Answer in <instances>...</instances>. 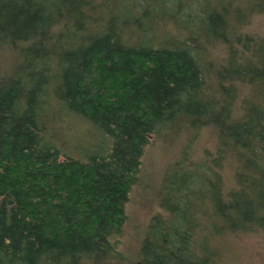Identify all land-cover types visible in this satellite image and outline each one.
Listing matches in <instances>:
<instances>
[{"label":"trees","instance_id":"1","mask_svg":"<svg viewBox=\"0 0 264 264\" xmlns=\"http://www.w3.org/2000/svg\"><path fill=\"white\" fill-rule=\"evenodd\" d=\"M253 17L264 0H0V52L22 59L0 75V264H219L222 236L264 233ZM212 47L217 62L203 59ZM63 120L93 131L73 156L53 135ZM205 134L210 146L193 151ZM178 136L158 212L123 254L144 148Z\"/></svg>","mask_w":264,"mask_h":264},{"label":"rangeland","instance_id":"2","mask_svg":"<svg viewBox=\"0 0 264 264\" xmlns=\"http://www.w3.org/2000/svg\"><path fill=\"white\" fill-rule=\"evenodd\" d=\"M161 26V25H160ZM166 35L171 36L172 32L168 27H162ZM247 31L252 33L264 32V19L261 17H253L248 22ZM154 36L160 37L159 30L154 31ZM167 36V37H168ZM203 55L205 61L213 60L217 62L223 57L220 47L208 48ZM203 60V61H204ZM22 59L18 53L0 52V75L8 74L7 71L17 67ZM247 92L241 91L242 94ZM251 92V91H250ZM247 95L252 97L249 92ZM57 130L53 135L57 136V145L63 148L67 154L73 156L75 152L80 153V147H86L91 143L93 131L84 123L77 121L63 120L61 127L55 126ZM95 139L92 141L94 147L97 146ZM193 147V151L200 147H208L211 144V134L200 135ZM72 148L73 151H67ZM84 145V146H82ZM164 144L152 137L144 148L143 155L138 166V178L136 184L131 188L128 196V202L125 204V225L123 235L119 239L121 247L123 246V254L133 255L136 253L139 241L147 226L149 219L158 212L157 199L154 195L163 172L182 145L181 137H177L172 146H167L165 150ZM74 151L75 148H77ZM92 151L90 148L88 152ZM196 154V153H195ZM225 188L231 187V181L228 174H224ZM217 246L220 259L219 264H264V233L250 232L243 234H227L213 243Z\"/></svg>","mask_w":264,"mask_h":264}]
</instances>
